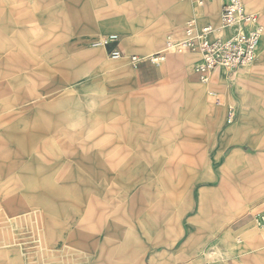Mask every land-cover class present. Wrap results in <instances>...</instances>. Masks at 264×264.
Here are the masks:
<instances>
[{"label":"rangeland","instance_id":"obj_1","mask_svg":"<svg viewBox=\"0 0 264 264\" xmlns=\"http://www.w3.org/2000/svg\"><path fill=\"white\" fill-rule=\"evenodd\" d=\"M157 3H136L138 16L147 22L141 34L153 29L149 24L158 19L153 15ZM254 12L261 14L264 26V11ZM81 21L78 10L70 25L57 24L56 33H49L47 25L17 26L0 17V244L24 250L25 244H35V264H80L79 248L48 246L91 244L103 227L105 236L110 230L115 236L122 227H135L143 238L152 225L180 219L193 224L196 241H202L199 231L210 224L198 212L196 189L215 166L214 183L224 188L223 195L232 196V216L218 217L209 241L184 244L178 255L186 264H253L248 259L256 252L241 257L227 245L238 244V239L248 243V224L251 232L258 228L254 215L257 205L264 207V191L256 190L259 178L251 185L247 181L250 171L253 176L264 170V159L251 160L238 152L224 162L231 146L226 153L212 148L215 139L216 149L221 147L219 141L228 130L264 127V71H254L258 55L244 70H225L224 80L213 77L206 88L194 75L190 54L170 55L158 66L143 61L137 69L129 61L133 55L144 60L161 50L166 37L180 28L166 30L157 48L142 51L128 32L94 34L92 26L88 31ZM110 34L120 38L115 46L122 52L119 60L108 48L94 47L96 40ZM194 86H200V98L188 95ZM208 90L220 94L222 106H215ZM248 96L261 103L254 106L258 112L246 115L240 101ZM231 106L237 108L234 124L227 123ZM207 108L216 111L215 118ZM256 113L260 121L252 119ZM38 171L46 177L44 185L40 182L45 187L35 193L40 185H33V176ZM41 201L53 209L46 213ZM223 203L215 204L217 210L225 208ZM205 207L213 203L205 202ZM179 210L185 211V220L177 216ZM49 229L63 233L64 242L51 241ZM247 245L253 252L264 248ZM131 246L138 264H145L152 251L160 252L159 258L167 256L166 249ZM127 253V248L106 249L105 264H116L114 258ZM173 253L169 255L177 256L176 249Z\"/></svg>","mask_w":264,"mask_h":264},{"label":"crops","instance_id":"obj_2","mask_svg":"<svg viewBox=\"0 0 264 264\" xmlns=\"http://www.w3.org/2000/svg\"><path fill=\"white\" fill-rule=\"evenodd\" d=\"M138 1L139 0H0V17L1 20H3L5 17H8L11 19V23H14L17 26L25 25L27 23L39 24L41 26L47 25L49 33H56V31H53V29H55L53 26L61 23L67 26L70 25L74 12H78L79 10L82 18L80 23L86 26L88 31L92 26L91 31L94 34L110 33L112 31H120L121 33L128 32L129 36L133 35L130 38V41L135 43V45H139L142 51H151L152 49L157 48L158 45H160V43L163 41L164 32L168 29L177 30L180 28V30L170 33L168 36L172 35L175 38H181L183 36V29L190 20H195L199 26L218 25L221 21L222 0H157L158 3L156 4V10L153 15L158 19L155 23H153V20L150 22L149 25H154V27L144 35L141 34V31L143 30L141 26H147V22L144 19H141L137 14L136 3ZM199 1H202L203 3L200 4ZM243 3L245 4L248 12L258 13L261 17L259 12L254 11H264V0H243ZM0 32H3L2 29H0ZM65 33H67V29H65ZM164 45L161 50L156 52L162 51L164 49ZM95 48L104 49L102 47ZM257 55L259 59L254 71L255 73H262L264 71V35L260 39ZM191 56L193 57L194 62L195 57L193 55ZM182 59L185 61V58L182 57ZM244 69L245 68H243V70ZM224 74L225 69L218 68L213 77L215 80H224ZM210 82L205 84L201 82L199 83L207 88L210 86ZM194 87L197 91L195 95L193 93ZM194 87H191L190 90H187L188 95L190 94L193 97L195 96V98H200L198 97L201 90L200 86ZM209 91L210 90H208V92ZM248 97L249 100L243 99L240 101L241 111L246 115L248 113L258 112V109H255L254 106H259V103H261L259 100H254L253 96ZM232 100L239 103V99L232 97ZM223 103L219 106L215 104V106L220 107L223 105ZM224 107L225 105L221 108L223 109ZM233 107L236 108V106ZM207 113L210 117L215 118L216 111L213 109L207 108ZM256 114L257 116H254L252 119L260 121V113ZM235 121L232 124H234ZM226 133L228 134H224L222 136L223 139L219 141L221 147L218 150L216 149L215 143L217 140L215 139L213 141L214 146L212 148V152L214 153H221L223 150L224 153H226L231 146V154H229L224 162L230 161L229 157L233 156L232 153L237 154L238 152L245 153L247 158L251 160H253L255 157L256 160H261L262 158L264 159V127L255 128L250 126L238 130H228ZM221 148L223 149L222 151ZM254 153H258V155L253 156L252 154ZM213 159L215 162L217 161L216 156ZM214 168L215 166L209 167V176L206 177L204 181H200L198 183L199 187L196 189L197 192L195 196L197 201H199L198 212L201 213V216H205L208 219V223L210 224L208 225L207 229L204 227L203 231H199L200 234H204V240L208 241L211 238V233L216 232V227L214 224L216 223L217 218L224 217L226 219L232 216V196L227 195V192L223 195V193L220 191H223L224 188L217 187L214 183V179H216ZM38 176L39 179H37ZM248 176L250 180H248L247 183L249 185L254 184V182L258 180L257 178H259L260 181H258L259 184L258 187H256V190L264 191V170L259 171L257 175L255 173L253 176L252 171H250ZM33 178V185H40L39 188L37 186L38 190L34 189L33 192H41V189H44L45 187L41 186V183L43 185L45 184L43 179L46 177L43 176L41 171H38V173L34 174ZM46 183H48V181ZM52 193L58 192L54 191ZM221 201L224 202L222 205L225 208L217 210L215 204H220ZM205 202H212L213 207H205ZM41 203L42 206L40 207L46 213L53 209L49 204H47V202L41 201ZM254 207L256 206L249 208V210ZM256 208L259 209V211L264 210V207L262 206L260 207L257 205ZM250 213L248 215L252 217ZM177 216L182 217L185 220L186 213L185 211L181 213V210H179ZM190 219L191 218H188L187 220L191 223L195 221L193 218L191 220ZM192 225H186L181 219L180 221H174L172 224L167 226L161 225L154 227V225H152L150 230H146L143 238L138 236L135 227H122L116 232L117 235H112L113 237L110 235L111 230L105 236V230L103 227L100 236H98L95 241H92L91 244H88V242L85 244L83 241L81 244H53L48 247L50 249L60 248L63 246H69L71 248L77 249L79 248L82 253V257H80V264H89L91 261L93 264H105L106 249H117V247L127 248V255L114 258L113 263L138 264L141 262L138 261L135 253L133 254L132 251L130 254V250L132 248L131 244H146L145 247L150 250L166 249L167 256L161 255V258H159L158 254H160V252H156L155 255H152V251L151 256L146 258L145 264H186V259L184 257H179L178 255L179 252H182L185 248L184 244H204V240L199 242L196 241L194 235L195 233L193 230H191ZM249 225H251V223L248 224V229L245 230L248 243L246 242V244H241L242 239H238L236 241L238 244H228V249L230 251H238L240 254H242L241 257L256 252L255 257L248 259L249 262L254 264L257 259L258 264H264V248L258 247V249L253 252L248 249L249 247L247 245L264 244V231L261 232V230L264 229L256 228V232L253 231L255 229H253L251 232ZM49 238L55 243H58L59 241L64 242L66 239L63 233H53L50 231V229ZM44 242L46 244V241ZM16 245L17 244H0V264L36 263L35 260L39 258V252L37 251L38 246L35 244H32V246L31 244H25L27 246L25 248L26 250H24L23 246ZM175 249L177 251V256L169 255V253H173ZM27 255L29 257H27ZM29 259L31 262H29ZM61 264L69 263L61 262Z\"/></svg>","mask_w":264,"mask_h":264},{"label":"built area","instance_id":"obj_3","mask_svg":"<svg viewBox=\"0 0 264 264\" xmlns=\"http://www.w3.org/2000/svg\"><path fill=\"white\" fill-rule=\"evenodd\" d=\"M202 4V1H199ZM264 26L258 13L246 10L243 0H222L221 21L218 25L199 26L195 20L187 22L183 36L167 37L164 49L145 58L133 55L129 61L137 69L143 61L160 65L170 55L190 54L195 57L193 72L201 83H209L218 68L234 71L252 64L257 57V49ZM120 41L117 34H110L94 43V47L108 48L111 57L121 59L122 52L115 46ZM216 105L223 103L220 94L214 90L208 92ZM227 123L237 118V109H228ZM259 229L264 228V210L254 215Z\"/></svg>","mask_w":264,"mask_h":264},{"label":"bare ground","instance_id":"obj_4","mask_svg":"<svg viewBox=\"0 0 264 264\" xmlns=\"http://www.w3.org/2000/svg\"><path fill=\"white\" fill-rule=\"evenodd\" d=\"M245 5V4H244ZM246 7V6H245ZM246 10H247V8H246ZM248 11V10H247ZM189 22V21H188ZM264 35V32L261 34V37H260V39L262 38V36ZM167 39V38H166ZM259 43H260V40H259ZM100 47H102V46H100ZM259 47V46H258ZM102 48H104V47H102ZM257 51H258V49H257ZM221 68V67H220ZM224 69V68H223ZM262 229H264V228H262Z\"/></svg>","mask_w":264,"mask_h":264}]
</instances>
